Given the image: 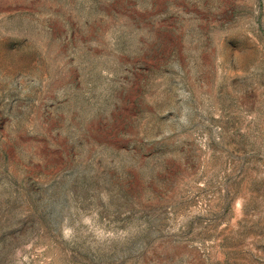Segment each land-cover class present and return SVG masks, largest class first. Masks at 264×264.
<instances>
[{"label":"rangeland","instance_id":"obj_1","mask_svg":"<svg viewBox=\"0 0 264 264\" xmlns=\"http://www.w3.org/2000/svg\"><path fill=\"white\" fill-rule=\"evenodd\" d=\"M0 264H264V0H0Z\"/></svg>","mask_w":264,"mask_h":264}]
</instances>
